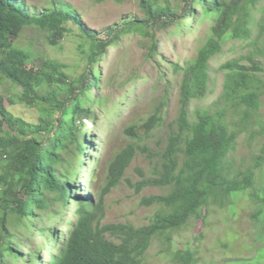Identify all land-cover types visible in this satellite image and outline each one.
<instances>
[{
	"label": "trees",
	"instance_id": "trees-1",
	"mask_svg": "<svg viewBox=\"0 0 264 264\" xmlns=\"http://www.w3.org/2000/svg\"><path fill=\"white\" fill-rule=\"evenodd\" d=\"M52 1L49 9L34 12L25 0H0V84L6 79L21 89L14 103L38 109L39 113L36 124L16 117L0 95V264H23L24 259V264H143L155 238L181 230L193 218L205 220L204 212L211 202L225 208L232 194L254 188L252 170L231 176L225 166L229 154L237 148L240 133L250 127L254 111L260 108L264 82L251 73L258 66L250 69L238 61L222 65L220 69L227 75L216 112L199 111L191 123L190 108L193 101L207 97L211 62L223 52L224 45L231 39L252 38L256 12L264 11V7L259 9L262 0H182V15L170 2L162 5L158 0H138L145 19H130L123 26L109 29L108 40L88 30L73 7L61 0ZM114 1L122 4L125 0ZM200 13L211 19L212 33L196 58L173 65L174 73L181 77V109L175 121L177 132L169 136L167 148L160 155V176L143 177L133 185L137 194L148 188L169 189V193L143 199V207H159L150 225H104L105 199L127 179L138 153L149 151L142 144L162 124L169 99L144 124L126 126L131 144L108 159L98 198L83 197V189H75V184L82 180L88 151L95 150L93 142L88 141L91 131L87 121L97 124L92 106L99 99L91 98V94L101 87L102 61L118 46L123 33L117 31L119 28L147 34L152 26L164 23L183 33L190 23L196 24ZM70 23L81 33L82 47H88L85 69L77 78L68 65L16 46L19 35L32 26L46 33L55 46L71 32ZM159 46L157 36L152 35L148 60L158 62ZM166 76L161 72V79ZM231 110L240 115L241 122L235 127L241 131L231 130ZM73 205L75 223L66 216ZM58 206L65 211L59 212ZM59 218L63 225L71 226L66 233L59 228L52 232L45 226L46 221L54 223ZM9 225L27 235L14 234ZM47 234L50 239L46 246L24 253L34 238H47ZM53 249L49 260L43 256L45 250ZM178 260L181 264H197L191 251H180Z\"/></svg>",
	"mask_w": 264,
	"mask_h": 264
},
{
	"label": "rangeland",
	"instance_id": "rangeland-1",
	"mask_svg": "<svg viewBox=\"0 0 264 264\" xmlns=\"http://www.w3.org/2000/svg\"><path fill=\"white\" fill-rule=\"evenodd\" d=\"M61 1L73 7L81 16L84 26L102 40L110 39L109 29L123 26L127 20L145 19L138 0H125L122 4L114 0ZM158 1L162 5L170 2L182 15V0ZM25 2L34 12H43L51 7L53 1ZM262 7L264 0L261 1L259 9ZM212 27L211 19L200 13L196 24L194 21L190 23L183 33L164 23L157 27L152 26L147 34L123 28L117 30L123 32L121 39L117 42L118 46L110 49L108 56L102 61L101 87L91 94V98L99 99L92 106L97 124L87 121L91 131L88 141L93 142L95 150L88 151L82 180L80 184H75V189H83L80 193L83 197L92 195L98 198L108 159L131 144L130 138L125 134L126 126L147 122L165 99H169V106L163 113L162 124L142 144L149 151L138 153L127 171V179L105 199L104 225L131 224L137 228L150 225L159 207H143V199L169 193V189L148 188L137 194L133 185L141 182L143 177L154 179L160 176V155L167 148L169 136L177 132L175 121L179 118L181 109V77L174 73L173 65H184L196 58L211 36ZM68 28L71 32L55 46L49 43L48 35L37 27L26 28L19 35L16 46L68 65L71 75L77 78L85 69V51L88 47H82L84 39L75 25L70 23ZM152 35L157 36L160 44L161 56L157 63L148 60ZM231 61H238L250 69L255 68V65L258 66L256 70L264 69V11L257 10L252 38L249 41L229 40L224 45L223 52L212 60L209 92L205 99L192 102L191 123L196 121L199 111L216 112L215 104L224 95L227 75L220 67ZM30 68L37 70L35 66ZM256 70L252 69L251 73L264 82V72ZM161 72L167 74L165 79L160 78ZM21 92L10 81L2 79L0 95L5 99L10 112L27 122L38 123V109L14 103ZM228 121L231 123V130H242L235 127L241 122V118L232 110L228 113ZM225 167L231 176L235 172L245 173L252 170L255 173L254 188L232 194L225 208L211 202L205 209V220L193 218L181 230L155 238L143 264H181L178 260L180 251H191L197 264H264V88L260 97V108L254 111L250 127L240 133L237 148L229 154ZM75 208L76 205H73L66 215H69L72 223L77 219ZM56 209L59 212L65 211L61 206ZM63 224V219L59 218L54 223L46 221L45 226L52 232L55 230L53 228H59L66 233L71 226ZM8 227L18 236L27 235L25 231L22 233L21 228L14 229L11 225ZM47 235V238H34L24 253L28 255L32 249L36 250L35 247L46 246L50 239V234ZM169 237L172 238L171 242L168 241ZM50 247L54 246L50 244ZM53 253L54 249L45 250L43 256L49 260ZM26 261L24 259L23 264Z\"/></svg>",
	"mask_w": 264,
	"mask_h": 264
}]
</instances>
